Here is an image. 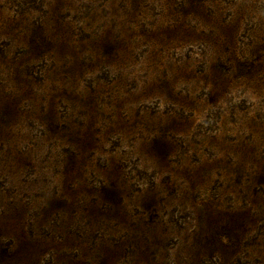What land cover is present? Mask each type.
Instances as JSON below:
<instances>
[{
	"label": "rangeland",
	"instance_id": "1",
	"mask_svg": "<svg viewBox=\"0 0 264 264\" xmlns=\"http://www.w3.org/2000/svg\"><path fill=\"white\" fill-rule=\"evenodd\" d=\"M0 264H264V0H0Z\"/></svg>",
	"mask_w": 264,
	"mask_h": 264
}]
</instances>
